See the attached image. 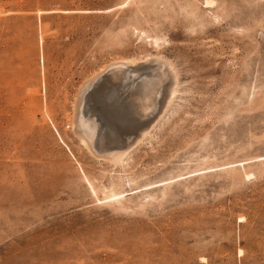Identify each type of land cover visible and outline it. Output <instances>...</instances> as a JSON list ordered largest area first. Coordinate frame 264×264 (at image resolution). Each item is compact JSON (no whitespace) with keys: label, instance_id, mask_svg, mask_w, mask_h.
Segmentation results:
<instances>
[{"label":"rangeland","instance_id":"374dc122","mask_svg":"<svg viewBox=\"0 0 264 264\" xmlns=\"http://www.w3.org/2000/svg\"><path fill=\"white\" fill-rule=\"evenodd\" d=\"M150 57L175 94L96 157L81 87ZM0 264H264V0H0Z\"/></svg>","mask_w":264,"mask_h":264},{"label":"water","instance_id":"95a60500","mask_svg":"<svg viewBox=\"0 0 264 264\" xmlns=\"http://www.w3.org/2000/svg\"><path fill=\"white\" fill-rule=\"evenodd\" d=\"M155 59L144 61L140 65L142 68L121 63H110L103 73L91 77L81 87L77 97V109L75 116V133L81 137L89 139L91 137V145L89 151L96 157L106 159L108 156L103 154V145L109 141L120 140V145L125 149L131 148L135 144V135L132 134L138 127L151 125L159 115L163 107V94L161 84L156 83V76L153 74V66L151 65ZM152 66V68H151ZM123 68L125 71L124 78L129 84H139L143 81H154L156 85V95L153 105L145 109L137 115L123 113L115 115L117 110L114 100L117 94L110 87V83L106 82V76L112 69ZM116 109V110H115ZM105 114L110 121L118 127L115 131L106 125L100 118L99 114ZM118 113V112H115ZM114 115V116H113ZM93 130V131H92ZM90 135V136H89ZM78 136V137H80ZM108 139V140H107ZM89 141V140H88ZM105 156H102V154Z\"/></svg>","mask_w":264,"mask_h":264},{"label":"bare ground","instance_id":"6f19581e","mask_svg":"<svg viewBox=\"0 0 264 264\" xmlns=\"http://www.w3.org/2000/svg\"><path fill=\"white\" fill-rule=\"evenodd\" d=\"M155 59V61L151 64L154 68L152 69L153 74L156 76V83L161 84V90L163 94V107L159 115L157 116L156 120L148 126H141L138 127L134 132L129 135L130 137L133 136L132 134H136L135 136V143L139 141L144 135L148 133V131L152 128V126L155 124V122L158 120L160 115L163 113L164 109L166 106H168L170 99H172V96L176 92L175 84H174V75L170 73L169 67H167L166 63L163 61L158 60V57H152ZM150 58H145L142 61H136V60H128V61H117V62H112L114 64L124 62L126 65L134 66L136 68H142L140 65L144 61H148ZM108 66V65H107ZM107 66L103 68L100 72L97 74L103 73ZM151 66V68H152ZM95 74L94 76H96ZM125 71L123 68H117V69H112L106 76V82L110 83V87L114 91L115 94H117V97L114 100V104L117 107V110L115 112V115L120 114V116L124 113H129L137 115L139 112L141 113L145 109H148L151 105H153L154 100H155V95H156V83L153 81H143L139 82V84H129V81L126 80V77L124 78ZM93 78V77H92ZM89 80V79H88ZM76 109H77V101H76ZM76 116V114H75ZM114 116V115H113ZM99 118L110 127L114 131L115 129L118 130V127H115V124H113L110 119L105 115V114H99ZM93 131V130H92ZM80 136V135H78ZM90 136V135H89ZM91 137L89 139L85 137L80 136L81 143L85 146V148H89L91 145L90 141ZM89 140V141H88ZM108 140V139H107ZM114 141L106 142L105 145H103V154H106L105 160L109 161H115L118 162L120 160V155L125 153L128 149H125L120 145V140H115ZM88 149V151H89ZM90 152V151H89ZM102 154V153H101ZM102 156H105L103 155ZM100 158V157H98ZM103 159V158H101ZM113 162V163H115Z\"/></svg>","mask_w":264,"mask_h":264}]
</instances>
